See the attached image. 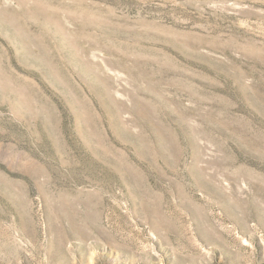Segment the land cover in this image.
I'll list each match as a JSON object with an SVG mask.
<instances>
[{"label":"rangeland","instance_id":"374dc122","mask_svg":"<svg viewBox=\"0 0 264 264\" xmlns=\"http://www.w3.org/2000/svg\"><path fill=\"white\" fill-rule=\"evenodd\" d=\"M0 264H264V0H0Z\"/></svg>","mask_w":264,"mask_h":264}]
</instances>
